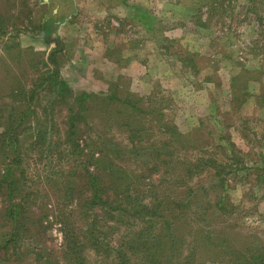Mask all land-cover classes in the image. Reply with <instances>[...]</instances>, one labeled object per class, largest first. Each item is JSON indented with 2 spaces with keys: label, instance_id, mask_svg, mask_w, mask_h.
I'll return each instance as SVG.
<instances>
[{
  "label": "trees",
  "instance_id": "16d2710c",
  "mask_svg": "<svg viewBox=\"0 0 264 264\" xmlns=\"http://www.w3.org/2000/svg\"><path fill=\"white\" fill-rule=\"evenodd\" d=\"M237 2L195 0L188 19L223 24ZM254 3L263 0L239 5L235 20L253 12L264 39V6L258 13ZM59 22L49 11L40 27L57 36ZM252 43L264 54V42ZM59 52L26 61L37 76L0 78V264H91L87 252L113 254L116 264H264V240L223 220L238 210L226 193L231 175L256 170L264 182V168H248L230 139L202 144L197 128L180 132L163 95L74 92ZM203 171L206 184L197 181ZM52 221L57 246L47 244Z\"/></svg>",
  "mask_w": 264,
  "mask_h": 264
},
{
  "label": "rangeland",
  "instance_id": "374dc122",
  "mask_svg": "<svg viewBox=\"0 0 264 264\" xmlns=\"http://www.w3.org/2000/svg\"><path fill=\"white\" fill-rule=\"evenodd\" d=\"M194 1L72 0L71 10L70 0H0V78L19 76L22 70L24 76H37L27 70L26 61L43 53L47 58L59 45L60 72L74 92L163 95L169 101L168 118L180 132L197 128L194 139L202 144L226 145L230 139L248 168H264V54L250 50L253 41L261 45L264 39L255 33V15L235 20L239 5L247 1L238 0L234 20L196 27L188 19ZM254 4L259 13L264 0L262 6ZM49 11L60 18L57 36L40 27ZM234 77H240L238 82ZM1 86L0 81V91ZM250 170L231 175L226 193L238 210L230 221L223 220L234 227L231 232L237 227L264 240V182ZM205 171L198 182H209ZM51 223L47 244L57 246L59 227ZM87 257L91 264H116L113 254L103 258L87 252Z\"/></svg>",
  "mask_w": 264,
  "mask_h": 264
},
{
  "label": "crops",
  "instance_id": "0c3cea01",
  "mask_svg": "<svg viewBox=\"0 0 264 264\" xmlns=\"http://www.w3.org/2000/svg\"><path fill=\"white\" fill-rule=\"evenodd\" d=\"M110 62V61H109Z\"/></svg>",
  "mask_w": 264,
  "mask_h": 264
}]
</instances>
